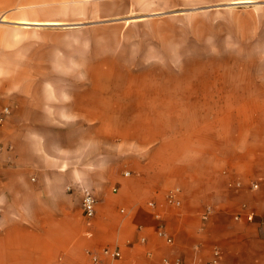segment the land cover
I'll list each match as a JSON object with an SVG mask.
<instances>
[{"label":"crops","instance_id":"1","mask_svg":"<svg viewBox=\"0 0 264 264\" xmlns=\"http://www.w3.org/2000/svg\"><path fill=\"white\" fill-rule=\"evenodd\" d=\"M182 13L233 26L251 72H117L166 65L148 20ZM6 106L0 264H90L107 246L122 252L107 264H199L216 247L264 264V0H0Z\"/></svg>","mask_w":264,"mask_h":264},{"label":"rangeland","instance_id":"2","mask_svg":"<svg viewBox=\"0 0 264 264\" xmlns=\"http://www.w3.org/2000/svg\"><path fill=\"white\" fill-rule=\"evenodd\" d=\"M194 6L201 7L197 4H194ZM181 15L184 18L181 22L172 20L171 16L148 20L152 21L151 25H155L152 30L157 35L159 34L158 36L162 35L161 53L163 59L168 62L166 65L149 64L141 67V64L134 63L136 60H129L131 64L119 68L117 72L127 74H141V72H144L206 75H246L251 72L250 50L234 48L235 44L239 42V35L235 32L233 26L220 29L217 27V18L212 20L200 16L201 14L182 13ZM160 19L168 20L161 24V22L158 23ZM226 19L232 25L235 12H229ZM171 57H173L172 60ZM170 61L173 62L170 63Z\"/></svg>","mask_w":264,"mask_h":264},{"label":"built area","instance_id":"3","mask_svg":"<svg viewBox=\"0 0 264 264\" xmlns=\"http://www.w3.org/2000/svg\"><path fill=\"white\" fill-rule=\"evenodd\" d=\"M11 114V108L6 106L3 108L2 112L0 113V124H3L6 120L7 116ZM2 148V146H0ZM257 187V184H254ZM70 188V187H69ZM179 189H175L170 191L166 195V202L169 204L174 205H181V200L178 198L177 192ZM97 198L91 191H85L83 199H82V208L84 214L87 218H91L96 214L97 211ZM148 205L153 209L154 216L158 220L163 219V213L157 209L156 201L152 200L148 202ZM205 218L207 215L204 216ZM239 218V216H237ZM254 217L253 215H248V219L252 220ZM158 234L161 236H166L167 241L172 243L173 238L167 235L164 224H160L158 228ZM144 240V238H143ZM90 264H107L108 261H115L122 257V252L119 248H114L107 246L100 251H90ZM164 264H181V260L177 259L176 261H171L167 258L164 259ZM199 264H225L222 260V253L219 248H215L212 253V257L206 261H201Z\"/></svg>","mask_w":264,"mask_h":264},{"label":"bare ground","instance_id":"4","mask_svg":"<svg viewBox=\"0 0 264 264\" xmlns=\"http://www.w3.org/2000/svg\"><path fill=\"white\" fill-rule=\"evenodd\" d=\"M239 2H241V3H242L243 1H239ZM245 3H246V2H245ZM248 3H249V2H248ZM233 4H234V3H233ZM239 4H240V3H239Z\"/></svg>","mask_w":264,"mask_h":264}]
</instances>
